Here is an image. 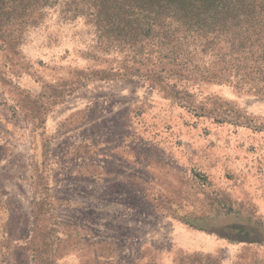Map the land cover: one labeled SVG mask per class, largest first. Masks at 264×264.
<instances>
[{
    "label": "rangeland",
    "instance_id": "rangeland-1",
    "mask_svg": "<svg viewBox=\"0 0 264 264\" xmlns=\"http://www.w3.org/2000/svg\"><path fill=\"white\" fill-rule=\"evenodd\" d=\"M68 1L0 11V264H264V69L101 79L149 66Z\"/></svg>",
    "mask_w": 264,
    "mask_h": 264
},
{
    "label": "trees",
    "instance_id": "trees-1",
    "mask_svg": "<svg viewBox=\"0 0 264 264\" xmlns=\"http://www.w3.org/2000/svg\"><path fill=\"white\" fill-rule=\"evenodd\" d=\"M50 1L0 0V11H20L14 20L22 22L26 12L41 10ZM66 12L82 14L92 23L101 46H116L126 52L128 62L149 66L142 72L125 65L119 73L103 71L101 79L137 75L167 89L151 66L157 61L172 64L176 74L202 77L203 71L191 66L198 55L216 56L221 76L230 66L239 69L247 56L264 69V0H69ZM263 82H258L259 90Z\"/></svg>",
    "mask_w": 264,
    "mask_h": 264
}]
</instances>
